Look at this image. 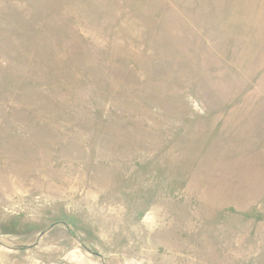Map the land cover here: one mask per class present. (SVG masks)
Returning <instances> with one entry per match:
<instances>
[{"label":"rangeland","instance_id":"rangeland-1","mask_svg":"<svg viewBox=\"0 0 264 264\" xmlns=\"http://www.w3.org/2000/svg\"><path fill=\"white\" fill-rule=\"evenodd\" d=\"M0 264H264V0H0Z\"/></svg>","mask_w":264,"mask_h":264},{"label":"water","instance_id":"water-1","mask_svg":"<svg viewBox=\"0 0 264 264\" xmlns=\"http://www.w3.org/2000/svg\"><path fill=\"white\" fill-rule=\"evenodd\" d=\"M53 225H51L50 227H52ZM42 233H40V235H41Z\"/></svg>","mask_w":264,"mask_h":264}]
</instances>
